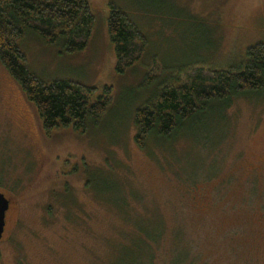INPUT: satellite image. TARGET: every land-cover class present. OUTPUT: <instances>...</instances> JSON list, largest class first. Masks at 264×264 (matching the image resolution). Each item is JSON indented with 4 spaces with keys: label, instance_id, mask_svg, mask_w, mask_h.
I'll use <instances>...</instances> for the list:
<instances>
[{
    "label": "rangeland",
    "instance_id": "374dc122",
    "mask_svg": "<svg viewBox=\"0 0 264 264\" xmlns=\"http://www.w3.org/2000/svg\"><path fill=\"white\" fill-rule=\"evenodd\" d=\"M87 1L95 24L84 49L33 32L20 40L43 82L111 88L85 133L46 134L0 64V192L10 200L0 264H120L137 229L164 231L155 264H186L188 251L189 264H264V92L213 104L173 140L150 137L144 148L133 123L173 75L238 64L264 41V0ZM110 2L146 39L123 73L107 33Z\"/></svg>",
    "mask_w": 264,
    "mask_h": 264
},
{
    "label": "trees",
    "instance_id": "16d2710c",
    "mask_svg": "<svg viewBox=\"0 0 264 264\" xmlns=\"http://www.w3.org/2000/svg\"><path fill=\"white\" fill-rule=\"evenodd\" d=\"M94 24L95 16L87 0H0V64L34 105L46 134L61 128L85 133L105 114L111 88L103 86L98 93L96 88L74 81L43 82L29 70L20 40L27 32H33L46 44L61 40L65 51L75 53L87 45ZM106 26L114 45L115 69L123 73L140 61L146 39L127 13L112 2ZM261 92H264V41L249 46L238 64L220 69L193 67L183 75H173L170 82L162 84L135 110L134 141L144 148L150 137L173 140L186 124H192L198 114H204L213 104L222 103L227 108L237 98ZM137 230V237L133 234L128 238L131 250L124 247L126 252L119 263L132 264L126 256L130 253L137 264H155L164 231L153 235ZM188 252L186 264L192 261Z\"/></svg>",
    "mask_w": 264,
    "mask_h": 264
},
{
    "label": "water",
    "instance_id": "95a60500",
    "mask_svg": "<svg viewBox=\"0 0 264 264\" xmlns=\"http://www.w3.org/2000/svg\"><path fill=\"white\" fill-rule=\"evenodd\" d=\"M10 200L0 192V239L3 236L6 225V212L9 209Z\"/></svg>",
    "mask_w": 264,
    "mask_h": 264
},
{
    "label": "flooded vegetation",
    "instance_id": "af4514ba",
    "mask_svg": "<svg viewBox=\"0 0 264 264\" xmlns=\"http://www.w3.org/2000/svg\"><path fill=\"white\" fill-rule=\"evenodd\" d=\"M9 209H10V206H9ZM6 226V225H5ZM4 231H5V229H4ZM4 234V233H3Z\"/></svg>",
    "mask_w": 264,
    "mask_h": 264
}]
</instances>
